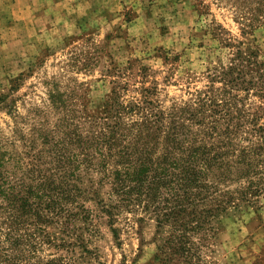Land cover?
I'll list each match as a JSON object with an SVG mask.
<instances>
[{"label": "trees", "instance_id": "obj_1", "mask_svg": "<svg viewBox=\"0 0 264 264\" xmlns=\"http://www.w3.org/2000/svg\"><path fill=\"white\" fill-rule=\"evenodd\" d=\"M217 1L241 27L264 18V0ZM210 29L220 52L227 50L226 61L210 68L204 87L181 104L162 109L148 89L127 102L113 87L89 112L67 108L62 94L49 93L55 120L47 118V106L38 107L26 130L0 135V264H76L63 255L45 257L43 245H72L64 237L87 219L93 182L109 187L111 202L98 203L110 221L121 209L140 211L154 218L156 239L166 232L156 244L155 264L200 261L222 217L258 206L264 101L249 112L246 96L236 91L258 87L264 98L263 82L245 79L262 62L219 24ZM84 180L91 185L84 187Z\"/></svg>", "mask_w": 264, "mask_h": 264}, {"label": "rangeland", "instance_id": "obj_2", "mask_svg": "<svg viewBox=\"0 0 264 264\" xmlns=\"http://www.w3.org/2000/svg\"><path fill=\"white\" fill-rule=\"evenodd\" d=\"M90 1L91 8L79 0H0V135L26 130L38 107L47 106V118L55 120L49 93L62 94L67 108L89 112L113 87L127 102L148 89L162 109L181 104L204 87L210 68L226 61L227 50L220 52L212 37L214 22L257 51L262 63L245 79L264 84V18L241 27L217 0ZM256 88L236 91L246 96L249 112L264 101ZM92 184L87 219L64 237L72 245H43L42 255H63L76 264H155L156 244L166 232L156 239L154 218L140 211L121 209L110 221L98 203L111 202L109 187ZM90 185L84 180V187ZM257 205L222 217L216 237L193 264H264V196Z\"/></svg>", "mask_w": 264, "mask_h": 264}, {"label": "crops", "instance_id": "obj_3", "mask_svg": "<svg viewBox=\"0 0 264 264\" xmlns=\"http://www.w3.org/2000/svg\"><path fill=\"white\" fill-rule=\"evenodd\" d=\"M61 1L64 2V1H66V0H61ZM82 1H85L87 4H89V7H88V8H91L92 3H91L90 0H79V4H81ZM98 1H99V0H95V3H98ZM78 7H79V5H78ZM38 10H40V11H46L45 8H43L42 6H40ZM40 15H41V14H40ZM40 15H39V16H40ZM33 18H34V15H33L32 19H33ZM38 30H39V29H38Z\"/></svg>", "mask_w": 264, "mask_h": 264}]
</instances>
